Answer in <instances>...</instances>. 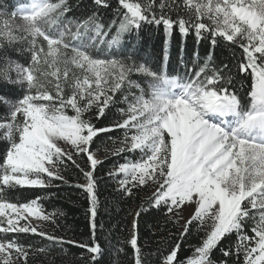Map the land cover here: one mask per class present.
<instances>
[{
    "label": "snow or ice",
    "instance_id": "6c2138e0",
    "mask_svg": "<svg viewBox=\"0 0 264 264\" xmlns=\"http://www.w3.org/2000/svg\"><path fill=\"white\" fill-rule=\"evenodd\" d=\"M114 19L105 23L110 0H92L83 19H69L67 0H25L13 6L0 0V140H6L0 163V264H27L31 254H46L7 234L31 233L54 244L71 243L86 249L96 262L102 254L95 238L98 199L94 171L99 163L90 150L94 137L124 130L113 155L125 157L109 175L124 195L151 184V207L163 208L169 221L183 219L185 205L194 212L182 225L160 264H216L213 250L235 233V264H264V0H116ZM144 24L162 26L165 35L164 70L153 69L136 57L133 35ZM194 33L199 44L209 39L213 48L223 40L241 49L236 74L228 64L216 66L212 53L200 62L179 56L183 73L167 71L170 38ZM107 48V51H105ZM12 52L28 53L24 63ZM134 74L146 79L136 80ZM240 77H250L245 100ZM17 88L19 92H17ZM119 106L122 119L111 127H97L85 114L95 109L99 120ZM71 109L73 115L67 110ZM70 145L65 150L59 142ZM86 156L89 242L65 241L42 230L34 221L54 219L41 196L11 197L19 189H44L64 181V158ZM78 168L79 164L76 165ZM67 182V181H64ZM143 210V207L141 208ZM135 211L128 244L134 264H151L138 244ZM193 222L205 232L191 256L178 259L181 241ZM233 248L220 251L233 255ZM220 264H228L227 260Z\"/></svg>",
    "mask_w": 264,
    "mask_h": 264
},
{
    "label": "trees",
    "instance_id": "16d2710c",
    "mask_svg": "<svg viewBox=\"0 0 264 264\" xmlns=\"http://www.w3.org/2000/svg\"><path fill=\"white\" fill-rule=\"evenodd\" d=\"M6 2L15 6L21 0H6ZM110 2L113 4V8L102 14L105 23H110L114 19V9L118 6L116 0H110ZM67 3L71 8V12L68 14L69 19L85 18L90 14L93 6L92 0H67ZM132 39L139 62H146L153 69L164 70L163 55L166 45L162 26L144 24L137 33H134ZM182 47L186 60H195V54L198 52L202 63L209 53H212L214 64L216 66L228 64L232 68L233 76H235L237 61L241 56V49L237 45H231L221 40L213 48L209 39H203L197 44L194 33L182 38L178 31L172 35L167 45L170 60L167 62L166 68L169 73L173 75L177 72L183 73V68L179 63ZM105 51H107V48H105ZM10 58L17 60L19 63H24L30 57L26 52H12ZM133 78L138 81L146 79L141 74H134ZM250 87L251 78L240 77L237 88L245 100L248 99L247 91L250 90ZM17 92H19L18 88ZM118 107L113 106L110 110H106L105 115L99 120L95 118V109L85 114L84 118L91 117L92 122L97 127H111L115 122L122 119ZM6 115L7 108L0 105V120ZM123 139L124 130L113 129L94 137L90 148L92 152L102 156L94 171L98 199L95 238L102 248V254L97 256L95 264H134L133 250L128 244V240L131 237V226L135 211L141 210L142 207L143 210H141L138 218V244L151 264H160L157 255L151 254L157 253V249H160L159 255L161 257L166 255L169 247L174 246V239H180L179 233L183 230V224L180 220L176 222L169 221L168 215L171 214L166 215L163 208L156 209L150 206L148 198L155 191L151 184L140 189H134V195L128 197L120 190L117 179L109 175L118 164L124 162L125 157L139 159L141 156L138 151L113 155L114 149L121 146L120 141ZM6 146L7 141L0 140V163H2ZM73 159L76 163L65 157L63 164L60 165L64 181L67 182L56 180L51 187L44 189H19L11 198L23 201L31 199L33 196L43 197L44 211L55 214L54 219L44 221V231L63 237L65 241L85 243L93 238L90 228L91 215L88 211L87 194L77 185L85 183L83 172L80 169L87 170L89 165L86 156L74 154ZM77 164L80 165L79 168L76 166ZM7 235L15 236L21 242L32 244L34 247L48 249L46 254L33 255L30 252L27 264H94L91 260V254L75 244H54L31 233H9ZM204 235L205 232L199 222H193L190 226V232L181 241L178 259L183 261L186 257L191 256L194 248L201 243ZM4 236V233H0V239ZM235 242L236 235L233 233L224 239L217 249L213 250L212 259L216 264H220L222 260H227L228 264H235L237 260L233 248ZM221 248H233V255L224 257L220 251ZM239 259L240 264H242L243 256L241 255Z\"/></svg>",
    "mask_w": 264,
    "mask_h": 264
},
{
    "label": "rangeland",
    "instance_id": "374dc122",
    "mask_svg": "<svg viewBox=\"0 0 264 264\" xmlns=\"http://www.w3.org/2000/svg\"><path fill=\"white\" fill-rule=\"evenodd\" d=\"M22 2H25V0H21L20 3ZM68 114L69 115H73V111L69 108L67 110ZM60 145L67 151H74L71 149V146L70 145H66L63 141L59 142ZM94 153V152H93ZM95 154V157L98 159V161L101 159V155L97 154V153H94ZM119 186V185H118ZM154 187V186H153ZM155 189V187H154ZM194 212V206H191V205H185L184 208H183V212H182V216H183V219H180V221L182 222V224L185 223V221L191 216V214ZM34 223H37L39 224L40 228L42 230H44V221H34Z\"/></svg>",
    "mask_w": 264,
    "mask_h": 264
}]
</instances>
